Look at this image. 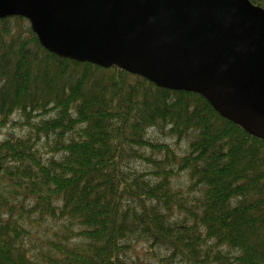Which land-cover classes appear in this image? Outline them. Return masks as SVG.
I'll return each instance as SVG.
<instances>
[{
    "label": "trees",
    "instance_id": "1",
    "mask_svg": "<svg viewBox=\"0 0 264 264\" xmlns=\"http://www.w3.org/2000/svg\"><path fill=\"white\" fill-rule=\"evenodd\" d=\"M17 113L31 132L0 141V264H264V140L200 95L58 58L26 19L6 17L0 133ZM41 138L58 157L43 158ZM180 173L186 190L172 183ZM44 220L78 231L62 227L34 253L28 227ZM137 241L149 259L128 256Z\"/></svg>",
    "mask_w": 264,
    "mask_h": 264
},
{
    "label": "water",
    "instance_id": "2",
    "mask_svg": "<svg viewBox=\"0 0 264 264\" xmlns=\"http://www.w3.org/2000/svg\"><path fill=\"white\" fill-rule=\"evenodd\" d=\"M61 59L203 97L264 140V9L248 0H0Z\"/></svg>",
    "mask_w": 264,
    "mask_h": 264
},
{
    "label": "rangeland",
    "instance_id": "3",
    "mask_svg": "<svg viewBox=\"0 0 264 264\" xmlns=\"http://www.w3.org/2000/svg\"><path fill=\"white\" fill-rule=\"evenodd\" d=\"M39 120L40 118H32L28 122L29 124H36ZM30 130V127L27 125V120H25V118L17 113L12 117V122L1 130L0 141L4 140L7 135H14L19 137L25 136L31 132ZM148 137L156 142L168 144L179 155L185 153L187 148L186 142L176 143L175 140H171L159 130L149 131ZM53 144L54 143L51 141V139H49L48 142H46L44 138L40 139L37 147L43 155V158H49L52 156L58 157L57 155H53L51 151L53 149ZM140 168L144 169L145 167L140 166ZM172 183L176 188H180L183 190H186V187L188 185L187 178L184 173H180L178 176H176L172 180ZM32 219L36 218L32 217ZM65 226L69 227L74 232L78 231V228L76 226H69V223L66 220H44L40 223L39 226L28 227V230L31 233V236L27 239L28 247L33 249L34 253L40 252L41 250H46V243L55 242L56 238L54 234H60L62 227ZM133 248L134 251L130 250V252L128 253V256L133 262H136L137 260L142 261L149 259L150 256L147 254L148 247L144 242H135Z\"/></svg>",
    "mask_w": 264,
    "mask_h": 264
},
{
    "label": "bare ground",
    "instance_id": "4",
    "mask_svg": "<svg viewBox=\"0 0 264 264\" xmlns=\"http://www.w3.org/2000/svg\"><path fill=\"white\" fill-rule=\"evenodd\" d=\"M249 1V0H248ZM250 2V1H249ZM251 3V2H250ZM252 4V3H251Z\"/></svg>",
    "mask_w": 264,
    "mask_h": 264
}]
</instances>
